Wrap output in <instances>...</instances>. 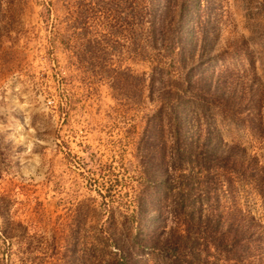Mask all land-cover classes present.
Masks as SVG:
<instances>
[{
    "label": "rangeland",
    "instance_id": "obj_1",
    "mask_svg": "<svg viewBox=\"0 0 264 264\" xmlns=\"http://www.w3.org/2000/svg\"><path fill=\"white\" fill-rule=\"evenodd\" d=\"M0 264H264V0H0Z\"/></svg>",
    "mask_w": 264,
    "mask_h": 264
}]
</instances>
